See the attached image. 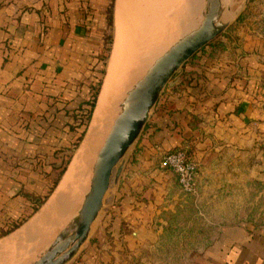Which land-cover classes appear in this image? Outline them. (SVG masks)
I'll list each match as a JSON object with an SVG mask.
<instances>
[{"label":"crops","instance_id":"0c3cea01","mask_svg":"<svg viewBox=\"0 0 264 264\" xmlns=\"http://www.w3.org/2000/svg\"><path fill=\"white\" fill-rule=\"evenodd\" d=\"M111 3L0 0V232L33 214L50 191L47 176L78 136L71 126L91 99ZM226 35L180 70L128 156L106 217L119 242L124 223L133 229L130 245L134 237L156 239L153 222L172 172L162 167L166 153L191 148L197 187L210 177L204 190L220 172L232 179L246 177L243 168L255 179L264 172V36L242 28ZM220 231L202 264H264V230L238 223Z\"/></svg>","mask_w":264,"mask_h":264},{"label":"rangeland","instance_id":"374dc122","mask_svg":"<svg viewBox=\"0 0 264 264\" xmlns=\"http://www.w3.org/2000/svg\"><path fill=\"white\" fill-rule=\"evenodd\" d=\"M203 1L112 0L108 10L109 25L96 59V81L88 102L90 104L96 97L93 115L87 120L89 104L80 109L78 113L80 118L71 126L73 131H77L78 136L72 140L59 166L47 176L50 191L46 193L44 200L36 201L33 214L23 217L17 224L9 225L7 229L0 232V264H34L49 250L51 243L66 224L72 221L71 217L77 215L86 193V186L90 183V169L111 129L114 112L127 94V90L145 74L162 52L193 29L197 22L202 21L206 9ZM242 1L235 0L237 5ZM110 14L113 16L111 17L112 25H110ZM234 28H242L255 35L264 36V0H247L246 5L226 32L229 33ZM226 32L221 36H227ZM220 37L216 40H220ZM113 70L116 78L108 115L99 137L93 139L92 122L96 107L110 72ZM179 72L180 70L162 91L152 111L160 101L167 99L166 96L170 94L169 86ZM148 124L149 121L138 140L128 150L124 170L128 156L135 151ZM83 134L84 137L76 148ZM82 146L88 147V157L82 174L73 185L74 188H70L67 196L63 199L61 197L62 200L53 198L48 205V207L51 206L49 208L52 211L47 210L44 212V217L40 215L32 223V219L38 213L34 212L35 208L40 206L38 210L40 211L42 205L55 193L63 179L65 174L56 185L63 163L69 161L67 171ZM181 148L191 154V148L187 145ZM262 149L264 144H260V150ZM242 172L247 178H240L237 172H233V179L228 176V173H232L231 171L226 172V175L224 172L217 173L211 187L204 190L205 182L210 179L208 177L202 184H198L196 193H186L179 185L176 174L166 171L170 179L165 187L163 204L158 208L159 213L152 227L156 239L139 243L138 238L134 237L135 245H130L128 240L133 237L132 228L128 229L125 223L117 225L121 228L119 242L112 235L113 232L108 231L116 225L111 219V222H106L107 212L112 209L108 201L109 194L116 188L122 177L121 175L115 183V171L111 187L105 196L102 210L92 226L89 239L67 264H202L206 251L219 238L220 229L223 226L245 223L253 226L255 230H264V172H260L261 176L258 179L250 178L249 172L244 168ZM69 198L70 201L72 199L71 202ZM56 202L59 203L56 204ZM71 213L72 215H69ZM29 222L31 224L27 225ZM17 226L19 228L14 230Z\"/></svg>","mask_w":264,"mask_h":264},{"label":"water","instance_id":"95a60500","mask_svg":"<svg viewBox=\"0 0 264 264\" xmlns=\"http://www.w3.org/2000/svg\"><path fill=\"white\" fill-rule=\"evenodd\" d=\"M203 2L206 9L202 21L166 48L146 74L128 90L121 112L100 149L90 189L81 201L77 215L71 217L72 221L61 230L53 246L34 264H67L79 252L102 210L114 172L117 183L124 170L125 156L147 125L162 91L188 61L228 30L247 0L237 10H232L235 0H223L222 6L216 0ZM225 11L239 13L234 12L233 19L228 22L220 21Z\"/></svg>","mask_w":264,"mask_h":264},{"label":"bare ground","instance_id":"6f19581e","mask_svg":"<svg viewBox=\"0 0 264 264\" xmlns=\"http://www.w3.org/2000/svg\"><path fill=\"white\" fill-rule=\"evenodd\" d=\"M199 2V1H198ZM216 3L220 6H222L223 4V0H216ZM195 8V7H194ZM200 8V7H199ZM198 8V9H199ZM201 13V12H200ZM235 13L232 11V12H227L225 11V13L223 14L222 16V19L220 21H224V22H228L230 20L233 19ZM200 22V21H199ZM197 22L195 25H194V28L196 27V25L199 23ZM192 30V29H191ZM148 71V70H147ZM146 71V72H147ZM145 72V74H146ZM145 74H143L141 77H143ZM115 71H111L110 72V75H109V78L107 79L106 83H105V86H104V90H103V93L100 97V100H99V103L96 107V111H95V115H94V118H93V124H92V135L94 136L93 139L95 138H98L99 137V134H100V130L104 124V122L106 121V117L108 115V110H109V104H110V101H111V96H112V92H113V89L115 87ZM129 89V88H128ZM128 91V90H127ZM127 94L125 95V97L123 98V100L120 102V105L118 107V109L114 112V115L112 117V122L114 123L115 121V118L117 117V115L121 112V106L126 98ZM112 123V125H113ZM112 127V126H111ZM110 131V130H109ZM109 133V132H108ZM108 135V134H107ZM107 137V136H106ZM92 139V140H93ZM100 152V151H99ZM87 153H88V147L87 146H82L76 157L74 158L73 162L71 163L65 177H64V180H63V183L61 184L60 188L58 189V192H57V196H56V199L64 196H67V192H70V188H74V184H75V181H77L76 179H78V177L82 174V171H83V168H84V164H85V161L87 160ZM99 154V153H98ZM98 154L96 156V159L98 157ZM96 162V160H95ZM95 162L93 163V166L91 167L90 169V174H91V178H92V171L95 167ZM91 178H90V183L86 186V193H85V196L86 194L88 193L89 189H90V184H91ZM82 185V184H81ZM74 191V189H72ZM72 195V193L70 194ZM84 196V198H85ZM71 198V196H70ZM70 198H69V201H70ZM83 198V200H84ZM61 199V200H62ZM82 200V201H83ZM56 201V200H55ZM53 201V202H55ZM60 202V200H58ZM72 201V199H71ZM70 201V202H71ZM59 202H56L59 203ZM56 204H53V205H56ZM51 207V206H50ZM51 209L49 208L48 211H50ZM52 211V210H51ZM47 212V211H45ZM47 215V213H45ZM48 216V215H47ZM44 239V238H43ZM56 240V238H55ZM55 240L50 244V248L53 246ZM49 248V249H50ZM3 249V248H2ZM6 249V248H5ZM10 249V248H9ZM43 256V255H42ZM41 256V257H42ZM39 260V259H38Z\"/></svg>","mask_w":264,"mask_h":264},{"label":"built area","instance_id":"2783aa9c","mask_svg":"<svg viewBox=\"0 0 264 264\" xmlns=\"http://www.w3.org/2000/svg\"><path fill=\"white\" fill-rule=\"evenodd\" d=\"M162 167L176 174L179 185L186 193L197 191V163L189 156L186 149H178L166 153L162 159Z\"/></svg>","mask_w":264,"mask_h":264},{"label":"trees","instance_id":"16d2710c","mask_svg":"<svg viewBox=\"0 0 264 264\" xmlns=\"http://www.w3.org/2000/svg\"><path fill=\"white\" fill-rule=\"evenodd\" d=\"M111 17H113V16L110 14V25H112ZM110 39H111V38H110ZM216 42H218V41H216ZM208 46H209V45H208ZM205 49H206V47L203 48L202 51H204ZM195 57H196V55H195L191 60H193ZM98 92H99V90L97 91V93H98ZM89 105H90V111H89V113H88V115H87V120H89V119L92 117L93 112H94V110H95V106H96V97H94L93 102H91ZM83 137H84V134H83V136H81V137L79 138V140H78V142H77V144H76V148L78 147V144L82 141ZM189 156L191 157V154H189ZM68 164H69V161H66V162L63 163V166H62V168H61L60 171H59V176H58V179H57V183H56V185H57L58 182L61 180L62 176L65 174V172H66V167L68 166ZM39 207H40V206H38L37 208H35V210H34L35 213L38 212ZM18 228H19V226H17L14 230H16V229H18ZM6 235H7V234H6Z\"/></svg>","mask_w":264,"mask_h":264}]
</instances>
